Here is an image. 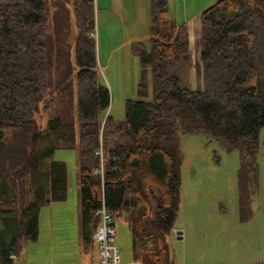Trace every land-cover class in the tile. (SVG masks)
<instances>
[{
    "label": "trees",
    "instance_id": "obj_1",
    "mask_svg": "<svg viewBox=\"0 0 264 264\" xmlns=\"http://www.w3.org/2000/svg\"><path fill=\"white\" fill-rule=\"evenodd\" d=\"M46 3L0 0V216L16 226L10 242L0 232V264H13L24 244L37 239L42 206L66 199V166L51 159L61 148L77 153L85 251L95 244V211L104 202L140 242L135 259L166 264L165 235L181 188L178 132L238 152L237 200L246 220L259 187L264 126V0H215L200 12V90L179 84L180 63L189 58L187 24L174 20L166 0H148V39L130 45L140 66L137 98L124 101L122 120L109 112L110 91L96 61L93 0H72L77 117L61 112L41 128L36 115L56 96ZM72 66L68 60L63 73ZM101 166L102 175L93 173Z\"/></svg>",
    "mask_w": 264,
    "mask_h": 264
},
{
    "label": "rangeland",
    "instance_id": "obj_2",
    "mask_svg": "<svg viewBox=\"0 0 264 264\" xmlns=\"http://www.w3.org/2000/svg\"><path fill=\"white\" fill-rule=\"evenodd\" d=\"M136 1V16L132 22L133 16H127L126 11L122 10L128 0H93L96 61L102 80L110 91L109 112L117 120L124 118V101L137 98L135 87L140 66L137 57L130 54V45L135 41L146 42L149 35L148 0ZM55 2L58 0H47L49 15V11L55 9ZM103 2L109 6V13L106 14L108 22L114 19L118 23L101 24V13H106L101 10L104 8L101 6ZM201 2L168 0L171 15L173 12L181 14L179 4L186 3L190 13L189 10ZM62 3L65 5L66 24L63 30L67 31H54L51 23L47 54L50 90L56 96L48 111H43L40 117L36 115L41 128L61 112H64L66 118L77 117L75 74L78 68L73 58V4L72 0H62ZM109 53V65L106 66L103 58ZM68 60L73 62V66L64 74L63 70H68ZM58 63L60 67H57ZM115 73L124 78V87L112 85ZM178 78L179 84L185 88L202 89L200 36L195 40V36L191 35L189 58L180 63ZM59 82L61 85L57 89ZM178 144L182 156L179 209L173 227L165 235L166 264H263L264 126L259 132V187L252 197L249 214L244 221L240 220L237 200L238 152H227L216 140L201 134L178 132ZM51 159L62 161L66 166V199L40 208L38 237L24 244L13 264H92L98 261V250L96 244L87 252L82 246L77 153L74 149L61 148L52 154ZM3 218L4 215H1L0 232L7 243L11 241L16 226ZM113 222L114 243L122 261L136 260L135 251L140 242L134 244L128 223L123 217L114 216ZM173 229L181 234H176Z\"/></svg>",
    "mask_w": 264,
    "mask_h": 264
},
{
    "label": "crops",
    "instance_id": "obj_3",
    "mask_svg": "<svg viewBox=\"0 0 264 264\" xmlns=\"http://www.w3.org/2000/svg\"><path fill=\"white\" fill-rule=\"evenodd\" d=\"M166 1L168 3V0H166ZM201 1L202 2L199 4V6H197V7L194 6L193 8H191L189 10L190 13H188L186 3H183V5L179 4L178 8L181 11V14H178L177 12H173V14L171 15L177 23L185 22L187 24L188 31H189V40L191 39V35L192 34L195 36V40L198 38V36H200V28H201L200 27V12L206 6H208L209 4H211L215 0H201ZM54 4H55V9L49 11L50 12V17H51L50 22L53 24L54 31L56 29H58L62 33L64 31L66 32L67 30H63V27L66 26V24L64 22L65 21V19H64L65 5H63L62 0H58V2H55ZM104 5H106V6H104ZM101 6L104 7L101 10L106 12V13H101V24H105L107 22V24L112 25L114 21L118 23V21H116L114 19H111L110 22H108L106 14L109 13V9H108L109 6L106 4V2H103V4ZM148 6H149V4H148ZM122 7H121L122 10L126 11L125 14L127 16H133V18H132V22H133L134 19H135V16H136L137 1L136 0H128V4L125 5V3H124ZM168 7H169V4H168ZM109 57H110V53L103 58L104 59V63H105L104 65H106V66L109 65V60H110ZM99 58H100V60L102 59L101 55H100V52H99ZM113 83L114 84H112V85H114L115 87H124L125 80H124L123 77L121 78L118 74L115 73L114 82ZM96 262H94L92 264H96ZM258 264H260V263H258Z\"/></svg>",
    "mask_w": 264,
    "mask_h": 264
},
{
    "label": "built area",
    "instance_id": "obj_4",
    "mask_svg": "<svg viewBox=\"0 0 264 264\" xmlns=\"http://www.w3.org/2000/svg\"><path fill=\"white\" fill-rule=\"evenodd\" d=\"M93 173L102 175V166L93 170ZM95 215L99 217V224L93 234L98 250V261L96 264H143L139 260L122 261L119 250L114 243L115 228L113 217L105 208L104 202H101V206L95 211ZM173 231L176 234L178 233L176 229H173Z\"/></svg>",
    "mask_w": 264,
    "mask_h": 264
},
{
    "label": "water",
    "instance_id": "obj_5",
    "mask_svg": "<svg viewBox=\"0 0 264 264\" xmlns=\"http://www.w3.org/2000/svg\"><path fill=\"white\" fill-rule=\"evenodd\" d=\"M179 237H181V236H179Z\"/></svg>",
    "mask_w": 264,
    "mask_h": 264
}]
</instances>
